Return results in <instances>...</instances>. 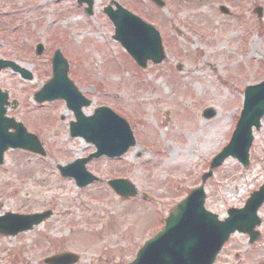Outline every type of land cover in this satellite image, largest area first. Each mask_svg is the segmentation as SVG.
<instances>
[{"label": "rangeland", "instance_id": "374dc122", "mask_svg": "<svg viewBox=\"0 0 264 264\" xmlns=\"http://www.w3.org/2000/svg\"><path fill=\"white\" fill-rule=\"evenodd\" d=\"M94 1L88 17L73 0H0L5 17L0 58L34 74L32 83L10 71L0 75V89L20 103L8 115L36 134L48 154L46 159L22 151L4 154L0 214L53 211L31 232L0 237V264H43L45 257L63 252L79 256L78 264L130 263L227 144L244 87L264 80V0H164V10L145 0H115L161 35L165 60L142 71L111 39L112 25L102 12L110 0ZM219 5L229 15L219 13ZM40 43L43 54L36 57ZM56 49L68 60L70 79L92 101L84 112L109 107L130 124L137 141L118 160L100 158L88 163L87 171L104 180L124 177L148 200L123 201L104 184L78 189L59 177L56 164L84 157L93 147L70 140L72 116L61 101L38 107L31 100L50 77ZM210 108L215 115L203 119L202 111ZM253 137L247 168L228 158L204 185V205L219 219L229 208L243 207L264 183V118ZM262 207L261 239L248 246L246 236L233 235L214 264H264Z\"/></svg>", "mask_w": 264, "mask_h": 264}, {"label": "water", "instance_id": "95a60500", "mask_svg": "<svg viewBox=\"0 0 264 264\" xmlns=\"http://www.w3.org/2000/svg\"><path fill=\"white\" fill-rule=\"evenodd\" d=\"M86 1L89 6L86 12L91 14L92 3ZM221 10L227 13L225 9ZM104 12L114 25L113 39L121 43L139 66L145 67L147 60L155 64L163 61L160 41L154 30L142 24L140 20L119 6H116L115 11L107 7ZM260 13L261 10L258 9L259 17ZM57 55L58 53L55 54L53 60L56 64L59 61ZM55 67L53 78L34 95V100L40 103L58 98L64 99L67 107L74 112L76 117V123L70 128L71 135L83 137L96 148V152L87 159L76 160L74 164L67 167H58L63 176H71L79 186H85L95 180L93 176L84 171V164L87 161L102 154L108 157L120 156L133 145L134 141L127 124L105 108L95 111L91 117L82 116L80 109L88 103L79 97L75 88L67 81L66 68L63 64L59 63ZM4 68H11L13 72H18L23 79H32L28 71L12 62L0 60V70ZM6 98L5 93H0V164L2 153L8 148L25 149L43 156L42 147L34 136L28 135L21 124H15L3 117ZM243 98V108L233 136L228 146L213 159L210 171L202 175V182L211 176V171L228 156L236 158L243 166L248 164L247 153L252 141L251 129L252 127L256 130L259 128V120L264 115V82L247 87ZM213 114L211 110H206L203 117L210 118ZM9 128H12L14 133H8ZM108 184L123 197L134 195L132 187L122 180H113ZM203 196V187L200 186L181 201L164 221L162 232L160 231L154 239L145 244L132 264H211L215 254L230 233L234 230L251 233L254 226L253 221L256 220L254 210L264 198V185L259 192L252 195L243 210L228 211V218L224 222H218L216 216L204 211ZM48 215L47 213L42 217ZM40 219L35 220L17 215L8 216L6 220L0 218V233L9 234L12 227L15 230H26L31 224L40 222ZM77 260V256L66 254L55 256L46 260L45 263L72 264Z\"/></svg>", "mask_w": 264, "mask_h": 264}]
</instances>
